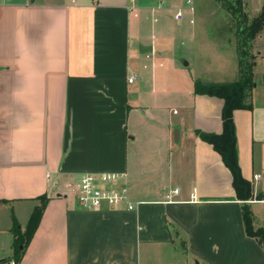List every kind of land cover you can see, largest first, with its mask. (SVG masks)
I'll return each instance as SVG.
<instances>
[{
  "label": "crops",
  "instance_id": "0c3cea01",
  "mask_svg": "<svg viewBox=\"0 0 264 264\" xmlns=\"http://www.w3.org/2000/svg\"><path fill=\"white\" fill-rule=\"evenodd\" d=\"M196 1L190 10L172 0H0V264L14 259L15 232L40 194L48 200L16 264H264L230 170L195 132L221 131L223 99L194 92V78L224 80L203 75L198 52L234 58L236 40L226 20L217 40L201 37ZM262 2L242 4L251 17ZM157 11L171 13L186 48L165 66ZM247 60L250 106L235 108L233 121L258 226L264 176L252 175L264 169V28ZM84 172L123 173L134 206L78 207L65 183Z\"/></svg>",
  "mask_w": 264,
  "mask_h": 264
},
{
  "label": "trees",
  "instance_id": "16d2710c",
  "mask_svg": "<svg viewBox=\"0 0 264 264\" xmlns=\"http://www.w3.org/2000/svg\"><path fill=\"white\" fill-rule=\"evenodd\" d=\"M227 6L231 8V13L235 17L234 33L236 37V50L239 62L251 66L247 60L252 40L257 33L264 28V0L260 10L249 17L247 13H242V0H227ZM240 13V14H238ZM242 18V21L238 18ZM241 76L234 80H215L203 77H195L193 80V90L196 93H206L216 95L223 99L221 109L222 129L220 132L196 129V134L203 140L209 142L212 147L220 154L222 161L228 167L232 175V184L238 199L242 200V218L245 232L255 237L264 249V224L255 226L253 216L247 199L252 197V186L240 169L238 162V151L235 135V125L233 121V110L235 108L249 107V95L253 86V75L250 70H242ZM39 202L32 209L23 231L16 230L14 240V260L19 261L23 248L29 242L34 233L48 197L45 194L38 195ZM17 228L16 220H14ZM22 244L23 247H19Z\"/></svg>",
  "mask_w": 264,
  "mask_h": 264
},
{
  "label": "rangeland",
  "instance_id": "374dc122",
  "mask_svg": "<svg viewBox=\"0 0 264 264\" xmlns=\"http://www.w3.org/2000/svg\"><path fill=\"white\" fill-rule=\"evenodd\" d=\"M149 1V0H148ZM227 0H197L199 6H201L200 11L195 12V18L198 17V13L201 18L196 22L197 30L201 37H207L210 40H217L220 34L226 31L225 20L229 24V28L234 27L235 17L231 13V8L226 4ZM243 2V0H242ZM181 0H172L173 6L181 4ZM184 6L186 5L183 1ZM202 6L204 8H202ZM208 10L205 11V8ZM243 14L247 13L242 4ZM211 9V10H210ZM139 14L143 13L142 10H138ZM240 14V13H238ZM158 16L157 21L154 24L155 38L154 41L157 43L161 41V47L166 50V56L162 60L163 65L165 64V58L169 55L175 56L179 62V56L185 54V44L182 38V33L177 30L176 22L173 21L171 13L166 14L164 17L161 11H157ZM241 21V16L238 17ZM220 21V22H219ZM178 22V21H177ZM147 26L149 28L150 21L147 20ZM150 33V32H149ZM148 33V38L150 34ZM250 55V51L246 55ZM200 55V59H199ZM198 63L202 70L203 75L209 78L224 79V80H234L241 76L242 70H250L251 66L247 68V65L239 62V56L236 50V40H235V53L234 58L219 59L217 60L213 54H209L202 51L198 52ZM254 58L255 55L251 54ZM252 61V60H251ZM250 61V62H251ZM235 62V63H234ZM184 61L182 60V62ZM180 65V64H179ZM177 65V66H179ZM165 66V65H164ZM169 66V65H168ZM236 66V67H235Z\"/></svg>",
  "mask_w": 264,
  "mask_h": 264
},
{
  "label": "built area",
  "instance_id": "2783aa9c",
  "mask_svg": "<svg viewBox=\"0 0 264 264\" xmlns=\"http://www.w3.org/2000/svg\"><path fill=\"white\" fill-rule=\"evenodd\" d=\"M184 3L186 8L194 9L192 0H184ZM184 12V7H178L174 11V19L181 20ZM134 78L135 75L132 74L128 80L132 81ZM261 176H264V169L253 173L252 178L255 180ZM123 179L124 174L119 172H84L76 178L67 180L65 186L74 196L78 207L83 209H97L105 206L132 208L134 204L128 199ZM172 191L176 192L177 188H173ZM1 264H16V261L10 258Z\"/></svg>",
  "mask_w": 264,
  "mask_h": 264
},
{
  "label": "water",
  "instance_id": "95a60500",
  "mask_svg": "<svg viewBox=\"0 0 264 264\" xmlns=\"http://www.w3.org/2000/svg\"><path fill=\"white\" fill-rule=\"evenodd\" d=\"M195 263H196V264H200V263H199V262H197V261H196Z\"/></svg>",
  "mask_w": 264,
  "mask_h": 264
}]
</instances>
